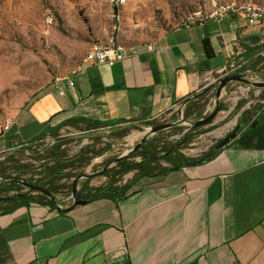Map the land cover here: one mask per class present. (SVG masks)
<instances>
[{"label":"crops","instance_id":"obj_1","mask_svg":"<svg viewBox=\"0 0 264 264\" xmlns=\"http://www.w3.org/2000/svg\"><path fill=\"white\" fill-rule=\"evenodd\" d=\"M127 50L112 66H87L64 95L51 82L10 120L0 151L44 132L85 142L190 110L207 76L233 59L264 77V29L241 15L175 26ZM238 118L237 135L200 164L137 172L118 182L122 192L68 213L39 201L0 213V264H264V104Z\"/></svg>","mask_w":264,"mask_h":264},{"label":"rangeland","instance_id":"obj_2","mask_svg":"<svg viewBox=\"0 0 264 264\" xmlns=\"http://www.w3.org/2000/svg\"><path fill=\"white\" fill-rule=\"evenodd\" d=\"M252 1L264 5V0ZM211 2L129 0L124 10L119 40L126 47L139 48L153 41L164 30L177 26L189 12ZM49 17L52 18L51 22L47 20ZM111 25L107 0H0V124L17 116L36 95L46 90L55 75L73 68L93 42L107 39L112 34ZM239 85L242 90L236 88ZM216 89L214 82L204 88L201 98L196 101L195 117L186 114L185 108L182 116L179 111H173L166 121L159 119L128 125L119 131L101 132L86 138L85 142L70 139L63 146L68 157L84 150L85 159L68 167L67 171L77 175L96 173L80 179L81 187H86V184L88 187L105 185L111 179L106 172L112 173L116 164L114 160L131 151L147 135V139H160L158 149L176 144L183 156L198 158L207 155L217 142L239 125L240 113L245 112L250 117L256 114L263 105V89L232 82L220 98L221 107L212 123L196 127L191 126L190 122L180 123L155 133H151V128L168 121L205 117H200L198 113L208 102L211 103L208 114L214 110ZM17 150L20 151H0V184L8 183L9 177L14 175L28 181L42 177L48 154L43 151L41 155L38 154L41 156L38 159V156L31 157L27 149L21 147ZM129 160L138 161L140 156ZM48 162L49 165L53 163ZM162 165L170 166L165 161ZM31 169L35 170L34 175L23 172ZM15 171L19 173L16 175ZM136 175L137 171H129L120 177L119 183L129 182ZM73 181L74 178H64L56 184L55 196L60 203L73 193ZM20 186L16 189L26 190L25 186ZM15 191L10 190L9 193Z\"/></svg>","mask_w":264,"mask_h":264},{"label":"trees","instance_id":"obj_3","mask_svg":"<svg viewBox=\"0 0 264 264\" xmlns=\"http://www.w3.org/2000/svg\"><path fill=\"white\" fill-rule=\"evenodd\" d=\"M205 46L207 55H212V47L207 41H205ZM261 68L263 69L262 66ZM37 96L38 95H36L35 98ZM200 98L201 96H198L196 101H198ZM196 101L191 105L190 110L186 109V114H188L189 116L190 112H194L195 110V106L197 105ZM205 106L206 104L201 109L202 113H198L200 114V117L204 116L203 112ZM221 109H223V107ZM44 137L45 132L39 134L35 139L23 145L22 148L29 150L31 157H37L38 154L41 155V152L43 151L44 153L48 154V159L44 161L45 167L42 168V177L39 179H32V182L45 187L46 189L50 190L54 195H56L57 189L55 186L60 180L64 178H75L77 176V173H72L70 171H67V169L68 167L75 165V163L82 162V160L85 159L83 156L85 151L82 150L79 154L68 157L65 150L63 149V146L69 141V139H64L61 137L57 139L55 138V141L51 143L50 146L48 145L46 146V148L44 147L45 149L43 148L41 150H38L37 148L33 147L37 142H39V140L43 139ZM158 146H160V139L157 137L145 140L135 153L128 157L121 158L115 164L112 173L111 171L106 172V174H110L111 177L108 183L97 187H88L87 184L86 187H81L79 195V204L86 203L99 197H112L114 193L122 192L118 182L121 179L120 177H122L129 171L137 170V172L142 175H151L156 173L162 174L164 172H167L168 170L176 169L186 164L188 161L197 159L183 156V154L179 152L180 148L176 144H172L168 147H165L163 150L158 149ZM218 152L219 149H216L214 145L213 149L209 153H207V155L202 156V158L203 160L213 158ZM134 156H140V160H129L131 157ZM38 159H41V156H38ZM48 161H53V163L49 165ZM164 161L168 162L170 166H163L162 163ZM34 171L35 170L33 169L23 170V172L31 173V175L35 174ZM14 173L17 175L19 171H15ZM11 177L19 178L20 176L16 177L14 175ZM17 186L21 187L20 184H18L16 181L10 180L8 184L3 185L0 188V195L9 196L20 193L19 195H16L10 199H0V213L14 210L21 205L29 203L30 201H39L41 203L49 204L53 207L55 206L54 202L46 195L35 191H20L16 189ZM24 189H26V187H24ZM10 190L16 191L15 193L13 192V194H10Z\"/></svg>","mask_w":264,"mask_h":264},{"label":"built area","instance_id":"obj_4","mask_svg":"<svg viewBox=\"0 0 264 264\" xmlns=\"http://www.w3.org/2000/svg\"><path fill=\"white\" fill-rule=\"evenodd\" d=\"M107 2L110 6L112 34L105 40L93 42L88 50L80 57L79 62L68 72L54 76L52 84L59 94L64 95L68 87H74L76 84V77L84 73L87 66L92 64H107L112 66L116 62L126 58L128 50L127 47L120 42L119 33L122 29L124 10L129 0H107ZM230 15H241L250 26L264 29V5L252 0H212L211 3L203 4L196 10L186 14L177 26L190 28L194 24H204L207 21L220 20ZM47 20L51 22L52 18L49 17ZM260 67L261 66L254 70L248 62L233 59L216 71L211 72L206 78L205 87L212 82L216 85V82L220 78L232 73H247L253 80H263V70ZM236 88L242 90L241 85ZM262 102L264 104V100ZM210 104V102L206 104L203 112L204 116L210 112ZM184 106V104H181L177 106L175 110L182 113ZM167 118V115H161L158 120L161 119V121H166ZM9 126L10 120H7L4 124H0V137L6 133ZM54 141L55 138L53 137H44L33 147L41 150L42 146L46 147L49 142L53 143ZM68 198L72 199L73 194Z\"/></svg>","mask_w":264,"mask_h":264},{"label":"water","instance_id":"obj_5","mask_svg":"<svg viewBox=\"0 0 264 264\" xmlns=\"http://www.w3.org/2000/svg\"><path fill=\"white\" fill-rule=\"evenodd\" d=\"M232 82L244 83V84H248V85L254 86L256 88H259V89H264V79L263 80H253L249 77V74H247V73L228 74L226 76H223L222 78H220L216 82V85H217L216 94H215L216 107L214 108V110L210 114H208L205 117L198 119V120H190V119L183 118L182 120L168 121V122L160 123V124L151 128V133H155L158 130L170 128L174 125H177L180 123H186V122H190V125L194 126V127L204 126V125H208V124L212 123V121L216 117V115L219 112L220 107H221L220 98L222 97V94H223L224 90L227 88V86ZM182 113H181V116H182ZM240 126H241L240 124L237 125L230 133H228L224 138H222L219 142H217L215 144V148L221 149V148L225 147L230 142V140H232L237 135ZM147 137H148V135L146 137H144L141 140V142H139L133 149H131V151H129L128 153H126V154L118 157L116 160H114L115 163H117L121 158L128 157V156L132 155L133 153H135L139 149L141 144L147 139ZM202 161H203V158L200 157V158H197L195 160L188 161L186 164L187 165H197V164H200ZM92 175H96V173L84 172V173L77 175L74 178L73 186H72V188H73V193H72L73 194V201L69 206H65L64 204L60 203L58 201V199L56 198V196L50 190L46 189L43 186L37 185L32 181H28V180H25L22 178H15V177L14 178L9 177L8 181H10V180L16 181L20 185L25 186L26 190L28 192L35 191V192H40V193L46 195L48 198H50L54 202V205L59 212L68 213L72 209H74V207L76 205L79 204V195H80V188H81V186L79 184L80 179L88 178ZM2 184H0V186ZM19 194L20 193L15 194V195H9V196L0 195V199H10V198H13L14 196L19 195Z\"/></svg>","mask_w":264,"mask_h":264},{"label":"flooded vegetation","instance_id":"obj_6","mask_svg":"<svg viewBox=\"0 0 264 264\" xmlns=\"http://www.w3.org/2000/svg\"><path fill=\"white\" fill-rule=\"evenodd\" d=\"M8 183H9V182H8ZM8 183H5V184L3 183V184L0 186V188H1L3 185H6V184H8ZM18 184H19V183H18Z\"/></svg>","mask_w":264,"mask_h":264}]
</instances>
